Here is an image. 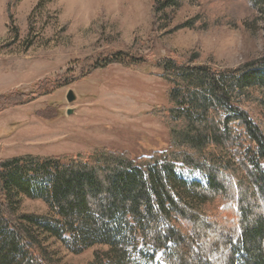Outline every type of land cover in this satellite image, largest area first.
Here are the masks:
<instances>
[{
	"label": "trees",
	"instance_id": "obj_1",
	"mask_svg": "<svg viewBox=\"0 0 264 264\" xmlns=\"http://www.w3.org/2000/svg\"><path fill=\"white\" fill-rule=\"evenodd\" d=\"M18 1L9 2L10 18ZM152 1L156 28L182 4ZM260 3L250 0L253 9ZM196 54L162 63L170 84L167 149L137 157L103 148L0 159V264H57L43 233L78 251L109 246L86 264H147L156 255L166 264H264V133L240 105L254 101L252 89L264 90V55L216 69L194 64ZM102 60L139 63L143 57L111 51L96 64ZM16 99L0 94V111ZM179 166L202 178L179 176ZM17 195L46 199L54 214H18ZM217 201L220 207L209 211Z\"/></svg>",
	"mask_w": 264,
	"mask_h": 264
},
{
	"label": "rangeland",
	"instance_id": "obj_2",
	"mask_svg": "<svg viewBox=\"0 0 264 264\" xmlns=\"http://www.w3.org/2000/svg\"><path fill=\"white\" fill-rule=\"evenodd\" d=\"M10 1L0 0V94L20 102L0 111V159L103 148L137 157L167 149L166 58L186 61L197 53L194 64L226 69L264 55V3L253 9L250 0H182L162 28L154 26L152 0H20L11 7L12 18ZM190 20L193 26L178 28ZM111 51L143 60L96 64ZM250 94L254 101L240 105L264 133V90ZM177 171L202 178L192 168ZM13 205L18 214H54L44 198L17 195ZM41 236L57 264H86L109 249L97 243L78 251L55 235ZM147 264L166 263L156 255Z\"/></svg>",
	"mask_w": 264,
	"mask_h": 264
},
{
	"label": "water",
	"instance_id": "obj_3",
	"mask_svg": "<svg viewBox=\"0 0 264 264\" xmlns=\"http://www.w3.org/2000/svg\"><path fill=\"white\" fill-rule=\"evenodd\" d=\"M68 99H69V101H73L75 99V95L72 91L69 92Z\"/></svg>",
	"mask_w": 264,
	"mask_h": 264
}]
</instances>
